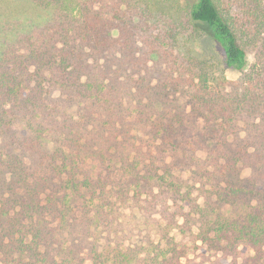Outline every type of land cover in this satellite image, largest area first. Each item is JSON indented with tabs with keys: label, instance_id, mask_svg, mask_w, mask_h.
Instances as JSON below:
<instances>
[{
	"label": "trees",
	"instance_id": "16d2710c",
	"mask_svg": "<svg viewBox=\"0 0 264 264\" xmlns=\"http://www.w3.org/2000/svg\"><path fill=\"white\" fill-rule=\"evenodd\" d=\"M210 254L264 264V0H0V264Z\"/></svg>",
	"mask_w": 264,
	"mask_h": 264
},
{
	"label": "rangeland",
	"instance_id": "374dc122",
	"mask_svg": "<svg viewBox=\"0 0 264 264\" xmlns=\"http://www.w3.org/2000/svg\"><path fill=\"white\" fill-rule=\"evenodd\" d=\"M113 1V0H111ZM207 31V30H205ZM181 45H183V50L189 52L191 55L200 58L202 60H205L210 66H212L213 69L217 73H224L227 79L229 80H238L242 76V72L226 68L224 64V52L221 49V47L213 40L211 37H209V34H205L204 32L197 31L195 34L193 33L190 37H185L181 41ZM249 65H252L255 62L254 52L249 51ZM185 100V97H181L179 101ZM190 124H204L203 120H197L194 123ZM209 145H212L211 142H209ZM249 175V169H245L243 172V176ZM138 221H142V219L137 218ZM137 220L133 218L131 220V225H135L137 223ZM201 259H205V262L207 264H223L224 257L221 254H214V255H207V256H200ZM228 260H233L231 256L228 257Z\"/></svg>",
	"mask_w": 264,
	"mask_h": 264
}]
</instances>
